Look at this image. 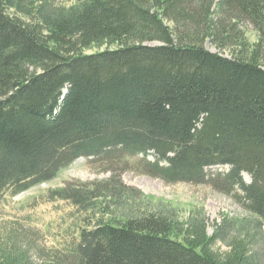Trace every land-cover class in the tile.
<instances>
[{"label": "trees", "instance_id": "trees-1", "mask_svg": "<svg viewBox=\"0 0 264 264\" xmlns=\"http://www.w3.org/2000/svg\"><path fill=\"white\" fill-rule=\"evenodd\" d=\"M23 2L0 0V195L80 156L112 172L139 156L140 174L207 183L264 223V0ZM218 165L228 168L210 171ZM113 180L64 184L49 198L86 210L104 188L117 206L132 189ZM102 216L79 232L77 264L253 263L242 242L214 251L198 214L148 204L121 220ZM26 259L0 252V264Z\"/></svg>", "mask_w": 264, "mask_h": 264}, {"label": "rangeland", "instance_id": "rangeland-1", "mask_svg": "<svg viewBox=\"0 0 264 264\" xmlns=\"http://www.w3.org/2000/svg\"><path fill=\"white\" fill-rule=\"evenodd\" d=\"M38 2L69 7L77 5L79 0H24L23 3L32 7ZM8 12L27 20L13 9H8ZM243 30L248 41L256 40L251 25L247 24ZM207 47L214 50L209 44ZM139 158H125L116 165L119 172H112L93 158L80 156L59 169L48 181L17 194L4 191L0 195V252L22 253L30 264H77L72 257V248L82 229L93 228L102 215L121 220L138 213L140 207L153 204L167 205L179 219L198 214L204 219L207 234L216 236L213 249L217 253H228L233 243L242 242L252 256V264H264V223L242 204L239 197L237 200L232 195L217 192L207 183H165L140 174L136 170ZM227 168L226 165H218L210 171L224 172ZM111 177L114 179L111 182L119 189L122 185L132 189H123L126 197L120 199V205L113 203L114 197L104 188L98 200H93V206L86 210L68 200L49 198L50 191L64 184L84 191L107 182ZM243 177L249 180L247 174L244 173ZM104 205L109 206L105 211Z\"/></svg>", "mask_w": 264, "mask_h": 264}]
</instances>
